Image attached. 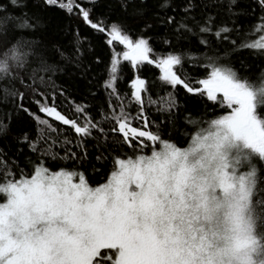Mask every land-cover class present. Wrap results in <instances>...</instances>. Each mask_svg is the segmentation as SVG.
Instances as JSON below:
<instances>
[{
  "label": "snow or ice",
  "instance_id": "obj_1",
  "mask_svg": "<svg viewBox=\"0 0 264 264\" xmlns=\"http://www.w3.org/2000/svg\"><path fill=\"white\" fill-rule=\"evenodd\" d=\"M173 5L0 0V264H264V0ZM54 11L68 45L50 32ZM145 62L158 85L138 74ZM56 72L68 87L42 91ZM73 89L94 103L71 101L69 116L56 100ZM193 99L214 110L194 112ZM22 116L34 134H13Z\"/></svg>",
  "mask_w": 264,
  "mask_h": 264
},
{
  "label": "trees",
  "instance_id": "obj_2",
  "mask_svg": "<svg viewBox=\"0 0 264 264\" xmlns=\"http://www.w3.org/2000/svg\"><path fill=\"white\" fill-rule=\"evenodd\" d=\"M179 0H174V5L175 3H178ZM173 5V6H174ZM253 7H256L255 4H253ZM261 15L259 9H256V12L254 14V16L251 17H242L239 21H237V23H239L243 28L244 31H248L250 26L254 23L259 22V16ZM69 23V19L67 17L64 16L63 13L59 12V11H54L52 14V21L50 24V32H52L55 35V38L58 39L62 44L68 45L71 40V32H64L63 28L66 24ZM231 26V25H229ZM162 31V29H161ZM81 32L82 33H87L88 29L84 28L83 26L81 27ZM241 38H243L241 36ZM254 38V37H253ZM195 37L191 38V43L195 44ZM230 39H237V37L234 35L233 37H231ZM101 37L99 35H96L93 39V43H95L96 45V50L100 51V52H105L106 49L102 47L101 43H100ZM189 42H184L185 47L188 46ZM115 47L117 50H123V46L119 45L118 42H114ZM157 53H160L161 51H165L166 49L161 48L159 45L155 46L154 49ZM248 56V52H242L241 53V57H247ZM258 62V61H257ZM104 66L101 65L96 72L97 77L99 78H103L105 73L103 71ZM138 74L146 79L149 84H153L155 83L156 85L159 84L158 81V76H159V69H157L154 65H149L146 62L140 66H138ZM184 71L188 73V75L191 76H195L197 79L201 78L203 76V70L202 69H194L190 63H185L184 65ZM39 75V74H38ZM119 76H120V80L118 82V87L121 91V93L123 94L124 92H129V81L131 80V78L133 77V71L131 68V64L130 62L127 61H122L121 65H120V71H119ZM47 76H45V80L47 81ZM95 83V82H94ZM53 85H59L62 87H68L67 84V77L63 75V73L61 72H56L54 74H52V82L51 83H47L44 86H42L41 90L42 91H46L48 93H51L53 91ZM168 91H171V89H167ZM152 91L154 93H157L159 95H163V92L160 90V88L154 87L152 89ZM181 96H183V90L179 89ZM65 97H67V99H65ZM65 97H57L56 100V106L58 108V110H60L63 114H67L69 116H71L72 114V110L74 108V104L70 103L71 101H75V103H83V102H87V103H94V101H92V99L90 97H83L82 93L76 90H71V94L69 93H65ZM155 98V96H154ZM31 99H36V97H30ZM99 99V98H98ZM26 105L29 104V100L25 101ZM190 107L193 109V111L195 112L196 110L199 111H204L205 108H207L209 111L214 110L213 109V105L211 104V102H207L205 100H198V99H193L190 102ZM31 110L33 112H37V107L35 104H31ZM133 111H135V108H133ZM150 111L152 112V119H157V115L155 114V110L154 109H150ZM38 115H41L37 112ZM45 119H49L50 122L53 124L54 127H57L59 129H62L65 133L71 134L70 130L68 129L67 126H62L59 124V122L51 120V118L48 117H42ZM183 126V125H181ZM35 123L27 116H22V117H14L13 121H12V131L13 134L16 133H20L22 131H28L31 134L35 133ZM184 143L186 144L187 141L185 140ZM89 180L90 182L95 185L96 183L99 182H103V179L101 176H96V175H89Z\"/></svg>",
  "mask_w": 264,
  "mask_h": 264
},
{
  "label": "rangeland",
  "instance_id": "obj_3",
  "mask_svg": "<svg viewBox=\"0 0 264 264\" xmlns=\"http://www.w3.org/2000/svg\"><path fill=\"white\" fill-rule=\"evenodd\" d=\"M116 51H120V50H117V49H116ZM121 51H122V50H121Z\"/></svg>",
  "mask_w": 264,
  "mask_h": 264
}]
</instances>
